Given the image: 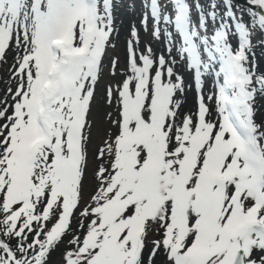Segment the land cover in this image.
I'll list each match as a JSON object with an SVG mask.
<instances>
[{
    "label": "snow or ice",
    "instance_id": "obj_1",
    "mask_svg": "<svg viewBox=\"0 0 264 264\" xmlns=\"http://www.w3.org/2000/svg\"><path fill=\"white\" fill-rule=\"evenodd\" d=\"M0 264H264V0H0Z\"/></svg>",
    "mask_w": 264,
    "mask_h": 264
},
{
    "label": "rangeland",
    "instance_id": "obj_2",
    "mask_svg": "<svg viewBox=\"0 0 264 264\" xmlns=\"http://www.w3.org/2000/svg\"><path fill=\"white\" fill-rule=\"evenodd\" d=\"M240 2L241 3H243V2H245V0H240ZM123 19H124V25H125V28H122V30H121V40L123 41V37H124V35H126V26H127V24H128V22H129V20L130 19H132V17H130V16H128V15H125L124 17H123ZM137 19V23L139 22L138 21V18H136ZM149 24H150V26H151V21L149 22Z\"/></svg>",
    "mask_w": 264,
    "mask_h": 264
}]
</instances>
